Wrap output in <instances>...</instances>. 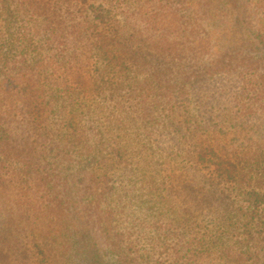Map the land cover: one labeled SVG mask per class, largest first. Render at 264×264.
<instances>
[{
  "label": "trees",
  "instance_id": "trees-1",
  "mask_svg": "<svg viewBox=\"0 0 264 264\" xmlns=\"http://www.w3.org/2000/svg\"><path fill=\"white\" fill-rule=\"evenodd\" d=\"M0 264H264V0H0Z\"/></svg>",
  "mask_w": 264,
  "mask_h": 264
},
{
  "label": "rangeland",
  "instance_id": "rangeland-1",
  "mask_svg": "<svg viewBox=\"0 0 264 264\" xmlns=\"http://www.w3.org/2000/svg\"><path fill=\"white\" fill-rule=\"evenodd\" d=\"M226 38H227V37H226ZM226 38H225V39H226ZM225 39H223V43H227V42H228V39H226V40H225ZM224 40H225V41H224Z\"/></svg>",
  "mask_w": 264,
  "mask_h": 264
}]
</instances>
